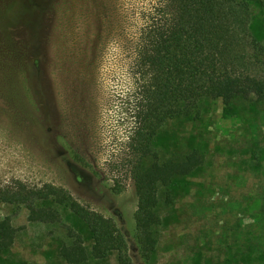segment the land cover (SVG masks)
<instances>
[{
    "label": "rangeland",
    "instance_id": "obj_1",
    "mask_svg": "<svg viewBox=\"0 0 264 264\" xmlns=\"http://www.w3.org/2000/svg\"><path fill=\"white\" fill-rule=\"evenodd\" d=\"M152 1L0 0V58L7 53L2 39L23 57L41 43L36 53L43 101L40 106L31 99L21 124L0 95V186L19 180L66 189L80 204L115 221L133 264H264L258 251L264 252V231L253 219L264 197V103L242 101L229 107L206 101L197 115L176 116L159 129L154 146L160 156L197 150L204 160L173 181V206L158 210L157 248L148 261L138 254L127 144L134 42ZM240 1L249 4L251 33L264 46V5ZM10 10L21 20L7 19ZM1 77L0 72V82ZM17 80L19 88V75ZM20 90L24 93L21 78ZM33 118L44 128L47 147L27 128ZM14 212L0 205V221ZM60 212L61 224L43 226L29 224L20 209L13 218L17 239L0 251V264H65L56 251L67 228L80 233L90 249L85 225L68 210ZM87 264H116L115 254Z\"/></svg>",
    "mask_w": 264,
    "mask_h": 264
},
{
    "label": "trees",
    "instance_id": "obj_2",
    "mask_svg": "<svg viewBox=\"0 0 264 264\" xmlns=\"http://www.w3.org/2000/svg\"><path fill=\"white\" fill-rule=\"evenodd\" d=\"M254 1L264 5V0ZM12 10L7 19L11 16L12 20H21ZM25 25L37 29L32 23ZM250 25L251 12L246 1L154 0L137 31L127 164L137 197L134 237L144 261L150 259L158 245V229L162 225L158 210L170 209L174 204L171 184L192 174L204 160L197 150L160 156L154 146L159 129L176 116L197 115L206 101L219 100L226 107L237 101L264 103V46L252 35ZM2 42L7 53L0 58V95L14 106L19 123L26 124L23 113L27 104L31 99L40 106L43 102L36 53L41 43L23 57L12 50L14 45L8 38ZM27 128L40 147H47L48 140L38 120L33 118ZM74 159L85 164L78 155ZM114 192L120 194L121 187ZM0 205L15 210L0 221L2 252L15 244L19 229L14 227L13 218L20 209L27 212L29 224L56 226L62 223L60 209L64 208L85 225L92 244L88 249L83 236L67 228L56 251L60 260L65 264H87L115 254L116 264H133L128 243L115 221L80 204L62 187L28 186L15 180L0 186ZM253 219L264 231V197Z\"/></svg>",
    "mask_w": 264,
    "mask_h": 264
}]
</instances>
